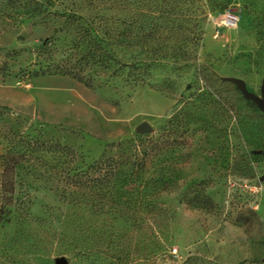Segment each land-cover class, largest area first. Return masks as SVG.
<instances>
[{"label": "rangeland", "instance_id": "rangeland-1", "mask_svg": "<svg viewBox=\"0 0 264 264\" xmlns=\"http://www.w3.org/2000/svg\"><path fill=\"white\" fill-rule=\"evenodd\" d=\"M263 81L264 0H0V154L58 142L80 168L159 138L174 168L134 225L0 166V264H264V113L241 92Z\"/></svg>", "mask_w": 264, "mask_h": 264}, {"label": "trees", "instance_id": "trees-1", "mask_svg": "<svg viewBox=\"0 0 264 264\" xmlns=\"http://www.w3.org/2000/svg\"><path fill=\"white\" fill-rule=\"evenodd\" d=\"M59 74L77 78L70 72ZM6 138L8 145L0 154V166L31 163L61 186L60 199L76 205L99 202L134 225L158 221L160 195L167 191L174 169L172 161L165 159L159 138L111 143L108 155L80 168L74 166V150L58 142L16 139L12 134ZM123 252L114 257L121 260Z\"/></svg>", "mask_w": 264, "mask_h": 264}, {"label": "water", "instance_id": "water-1", "mask_svg": "<svg viewBox=\"0 0 264 264\" xmlns=\"http://www.w3.org/2000/svg\"><path fill=\"white\" fill-rule=\"evenodd\" d=\"M241 92L247 100L254 102L257 105V107L264 113V81H263V84L261 87V98L255 96V95L249 94L243 86L241 88ZM137 130L143 134H149L152 132L151 126L146 122L139 124L137 127ZM258 153H260V152H258ZM263 154H264V152H263ZM57 264H67V261L65 258L62 257L58 260Z\"/></svg>", "mask_w": 264, "mask_h": 264}, {"label": "built area", "instance_id": "built-area-1", "mask_svg": "<svg viewBox=\"0 0 264 264\" xmlns=\"http://www.w3.org/2000/svg\"><path fill=\"white\" fill-rule=\"evenodd\" d=\"M234 25V20L232 18H228L226 20V26H233Z\"/></svg>", "mask_w": 264, "mask_h": 264}]
</instances>
